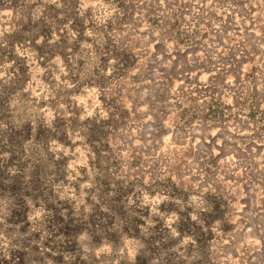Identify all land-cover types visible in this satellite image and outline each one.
I'll list each match as a JSON object with an SVG mask.
<instances>
[{
	"label": "rangeland",
	"instance_id": "374dc122",
	"mask_svg": "<svg viewBox=\"0 0 264 264\" xmlns=\"http://www.w3.org/2000/svg\"><path fill=\"white\" fill-rule=\"evenodd\" d=\"M263 56L264 0H0V264H264Z\"/></svg>",
	"mask_w": 264,
	"mask_h": 264
},
{
	"label": "bare ground",
	"instance_id": "6f19581e",
	"mask_svg": "<svg viewBox=\"0 0 264 264\" xmlns=\"http://www.w3.org/2000/svg\"><path fill=\"white\" fill-rule=\"evenodd\" d=\"M194 8V7H193ZM201 11V10H200ZM198 14V13H197ZM192 16H193V14H192ZM203 16V15H202ZM198 19V18H197ZM192 20V19H191ZM198 21V20H197ZM163 23V22H162ZM201 22H195V21H193V22H189L186 26H185V28H186V30H187V33L190 35V36H192V35H194L195 34V32L197 31V33H198V35H200V37L197 39V43H195V45L193 46L192 44H190L191 46H190V48L189 49H191V47L192 48H197L198 49V52L197 53H195L196 55H193V61H190V66H191V68H194V67H196V69L195 70H190V71H188V70H186V71H184L183 70V72L178 76V78L177 79H175V81H177V80H179L180 79V81H179V84H181V86H183L184 87V89L183 90H185L186 89V91L188 92V90L187 89H190V90H193V89H197V91H202L203 89L205 90V88L207 87V80H206V78H205V76L207 75V70H206V62H205V42H204V39L206 38H204L203 39V37H204V35H205V30H203V26L200 24ZM183 25V24H182ZM154 30V29H153ZM180 31V30H179ZM180 32H182V31H180ZM194 42V41H193ZM194 44V43H193ZM216 47V46H215ZM181 49V48H180ZM160 51V50H159ZM170 51V50H169ZM174 52V51H173ZM186 52V51H185ZM190 52H192V51H190ZM179 53V52H178ZM158 54V53H157ZM162 54V53H161ZM175 54V53H174ZM147 55V54H146ZM185 56H186V53L184 54ZM191 55V54H190ZM218 55V54H217ZM171 56V55H170ZM192 56V55H191ZM162 57V56H161ZM264 57V56H263ZM164 58H166V57H164ZM163 58V59H164ZM168 58V57H167ZM179 58V57H178ZM188 58V57H187ZM158 59V58H157ZM162 58H160V60H161ZM169 59V58H168ZM168 59H167V64H168ZM184 59V58H183ZM159 60V59H158ZM158 60H156V61H158ZM159 60V61H160ZM181 60V59H180ZM185 60V59H184ZM183 60V61H184ZM166 61V60H165ZM183 61H181V62H183ZM264 61V60H263ZM142 63V62H141ZM171 63V62H170ZM218 64V63H217ZM172 65V64H171ZM181 65V64H180ZM164 66V65H163ZM169 66V65H168ZM174 66V65H173ZM177 66V65H176ZM152 67V66H151ZM156 67V66H155ZM172 67V66H171ZM180 67H182V65L180 66ZM145 68V67H144ZM154 68V67H153ZM156 69V68H155ZM181 69H183V67L181 68ZM146 70H148V69H146ZM157 70V69H156ZM164 70V69H163ZM166 70H168V68H166ZM176 70V69H175ZM179 70V69H178ZM142 71V70H141ZM155 71V70H154ZM217 73H218V68H217ZM150 72V71H149ZM159 72V71H158ZM160 72H162V71H160ZM164 73H166V72H164ZM179 73H180V71H179ZM148 74V73H147ZM150 74V73H149ZM157 75V74H156ZM168 75H170V74H168ZM174 75V74H173ZM144 76H145V74H144ZM148 76V75H147ZM165 76V75H164ZM171 76V75H170ZM150 77H152V75L150 76ZM158 77V76H157ZM140 78V77H139ZM147 78H149V77H147ZM138 79V78H137ZM146 79V78H145ZM150 79V78H149ZM152 79V78H151ZM150 79V80H151ZM154 79V78H153ZM168 79V78H167ZM139 80V79H138ZM141 80H144V79H142L141 78ZM258 80V79H257ZM165 81V80H164ZM163 81V82H164ZM172 81V80H171ZM153 82V81H152ZM151 82V83H152ZM170 82V81H169ZM178 82V81H177ZM144 83H146V82H144ZM157 83V82H156ZM171 83V82H170ZM149 84V83H148ZM178 84V85H179ZM256 84V83H255ZM153 85H155V83H153ZM159 85V84H158ZM141 87H142V85H140ZM172 86V85H171ZM152 87V86H151ZM157 87V86H156ZM170 87V86H169ZM217 87V86H216ZM234 87V86H233ZM149 88V87H148ZM208 88V87H207ZM164 89H166V88H164ZM172 89V88H171ZM181 89V88H180ZM218 89V88H217ZM182 90V89H181ZM157 91V90H156ZM167 91V90H166ZM177 91V90H176ZM154 92V91H153ZM158 92H161V91H158ZM169 92V91H168ZM173 92V91H172ZM184 92V91H183ZM186 92V93H187ZM204 92V91H203ZM157 93V92H156ZM164 93V92H163ZM171 94V93H170ZM190 94V93H189ZM188 94V95H189ZM167 95H168V93H167ZM173 96V95H172ZM206 96V95H205ZM192 97V96H191ZM167 98V97H166ZM165 98V99H166ZM182 98V97H181ZM190 98V97H189ZM175 99V98H174ZM174 99H172L173 101H174ZM194 99V98H193ZM192 99V100H193ZM179 100V99H178ZM200 100V99H199ZM170 101V100H169ZM176 102V101H175ZM203 102V101H202ZM162 103V102H161ZM171 104V103H170ZM169 104V105H170ZM174 104V103H173ZM193 104V103H192ZM200 104H202V103H200ZM168 105V106H169ZM183 105V104H182ZM175 106V105H174ZM206 106V105H205ZM176 107V106H175ZM199 107V106H198ZM179 108V107H178ZM182 108V107H181ZM180 109V108H179ZM200 110V109H199ZM175 113V112H174ZM201 113H202V111H201ZM205 113V112H204ZM155 114V113H154ZM196 114V113H195ZM151 115V114H150ZM195 116V115H194ZM205 118V117H204ZM201 120H202V118H201ZM202 124V123H201ZM203 125V124H202ZM205 125V124H204ZM194 134V133H193ZM178 135V134H177Z\"/></svg>",
	"mask_w": 264,
	"mask_h": 264
},
{
	"label": "trees",
	"instance_id": "16d2710c",
	"mask_svg": "<svg viewBox=\"0 0 264 264\" xmlns=\"http://www.w3.org/2000/svg\"><path fill=\"white\" fill-rule=\"evenodd\" d=\"M12 187H14V185Z\"/></svg>",
	"mask_w": 264,
	"mask_h": 264
}]
</instances>
